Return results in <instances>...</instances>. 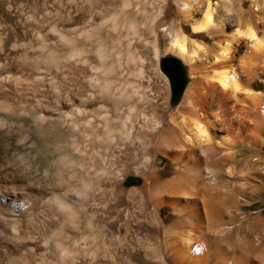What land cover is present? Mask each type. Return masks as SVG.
<instances>
[{
	"label": "bare ground",
	"instance_id": "bare-ground-1",
	"mask_svg": "<svg viewBox=\"0 0 264 264\" xmlns=\"http://www.w3.org/2000/svg\"><path fill=\"white\" fill-rule=\"evenodd\" d=\"M54 1L47 0V3L50 5L49 8L53 9L52 11L58 7ZM107 1H104V3L98 0H89L90 9L87 13L78 9L75 10L73 19L70 21L72 30L77 31L79 25L92 28L95 34H98V31L102 29H106L115 35V41L117 42L119 40H126L130 36L136 37L138 35V24L134 21L123 22L121 20L119 22L116 16L105 20L101 18L102 14L110 8L115 7L119 0H116V2ZM207 2V9L201 13L200 6L203 0H177L181 16L192 30L191 35L185 31L183 26L178 32H175L171 28L159 24L157 25V29L150 28L153 33V41L150 47L146 44H140L137 48L131 47V50L125 52V63L132 65L131 68L128 67V70L126 68V71L129 78H131L130 82L127 81L129 82L127 84L133 90V93L130 94L132 96H128L127 94L128 99L126 96L124 98L127 100L133 98L135 94L134 88L137 87L132 82L134 78L145 79L147 85L141 88L140 100L143 104H147L153 109V115L150 120L143 121L138 126L141 141H143L141 142L140 150H136L131 144L122 145L123 150L130 152V154L128 153L132 157H130L132 159L130 163L127 160L129 158L127 154V161L121 168L118 165L115 166V164L112 165L115 166L114 168L110 166L111 164H106L107 161L103 158L101 159V156L97 152L94 151L91 154V157L99 159L102 164L101 168L105 171V174L109 171L112 172V178L109 180V183L113 188H108L107 194L102 198V201L100 200L101 196H99L101 188L84 186L81 188L82 190L79 189L82 196L83 194L86 195V191L87 195L90 196L91 194V203H88L89 205H87L86 209L90 213V221L87 225L90 227L91 232L93 231V236L89 242L88 260L85 264H208L209 260L211 264H264L263 231L260 230L261 234H258L255 239L256 241L246 240V246H249V249L245 248V250H242L243 246L238 244L232 250L230 246H227L223 242V238L229 237L231 231L236 228L235 216L228 214L227 222L221 219L223 211L226 212L224 204L228 199H234L235 195L244 194L245 190L233 186L234 188H226L227 191L225 193L222 192V188L219 186V171L224 160L231 157L230 151L236 143L245 144L249 150L255 149L259 141L261 123L256 93L246 90L244 95L241 96L239 91L242 88V84L236 77L238 73L235 75V72L227 71L225 68L223 70L220 68L222 70L220 72H218L219 70L217 71L220 64L224 66L231 64L237 47L242 43H245L247 46L249 58L264 63V25H254L244 30L236 29L230 34V39L227 41L229 43H226L223 47L217 46V53L212 55L213 58L210 62H207L206 57H208V54L213 53L214 46L209 47L197 38H193L192 35L199 36L206 33L210 38L218 41L220 35L228 33L223 25L215 22L214 10L211 7L210 0ZM131 6L133 5L130 2L122 3L123 9ZM59 7L62 8V5ZM136 9L139 13L138 5H136ZM47 12L50 13L49 10ZM45 15L44 17L47 19L49 14ZM53 16L50 15V19H53ZM161 16L162 12L159 11L150 20L156 23ZM45 21L50 20L47 19ZM240 21L242 22L241 18ZM240 21L238 22L241 23ZM51 22L53 21L51 20ZM52 26L55 28L54 25H50L49 27ZM46 27L48 26L43 27V30ZM55 30L54 32H56ZM39 31L40 37L43 38L41 36L43 32ZM15 32L14 30L12 33ZM29 32L27 31L28 34ZM258 32L262 33L261 36L257 35ZM160 36L165 39V51L178 57L181 62L183 61L189 67L191 76L199 75L207 66L211 69V74L204 81L197 80L186 89L180 104L170 103L168 80L159 74V57L161 55L159 48ZM32 37L33 39L35 38L34 36ZM47 37L49 36L47 35ZM3 38L4 36L0 33V82L2 84H9L13 78L19 79V77L22 78L24 76L30 77V80L32 78L37 82L44 81L45 77L42 71L38 70L39 68L36 69L31 66L30 58H17L19 53L25 52L24 47L17 46L15 43H11V41L3 43ZM5 38L4 40H6ZM52 39L50 40L52 41ZM37 40L39 43L40 39ZM21 43L23 45L24 42ZM45 47L47 46L45 45ZM33 48L42 49V46L39 44L38 46H33ZM108 51L107 46L98 40L95 51L97 62L95 63L97 65L90 66L94 74L92 72L90 76L86 77L85 81H82L85 87L84 90H86V100H82L85 106L87 105L91 108V111L109 106L111 108L109 109L111 111V118L108 119L112 120L113 118L124 125L123 129L121 128L120 130L123 131L118 132L119 137L128 139V142L130 140L133 141L136 140V137L135 133L132 132L134 128L131 121L132 109L129 108L132 106L128 107L129 110H126V115H121L120 107L118 108V106L121 104L120 101L122 102L125 99H121V96L120 99L116 98L118 94L115 96L116 93H111L110 90L113 86L104 77H108L109 73L116 70L113 66L104 67L105 62L110 58V52ZM34 52L37 54V51ZM25 53L32 54L28 51ZM45 53H47V50ZM70 56L76 59H74V65L77 71H80L88 63L84 59V54L77 50L71 52ZM44 59L41 61H45ZM49 62L53 64L51 60ZM109 62L111 63V61ZM119 64L122 65L121 62ZM114 67L116 66L114 65ZM258 70V68L249 70V78L254 77ZM56 74L58 75L57 79L62 80L65 84L68 82L65 70L58 71ZM60 84L57 86L58 89L60 88L59 90L62 89ZM75 84L78 85L77 82ZM154 84L161 91L157 93L152 92ZM46 85L52 89L51 84L47 83ZM78 90L80 89L78 88ZM204 90L205 92H203ZM56 97L58 98V95ZM61 99L62 97L59 100ZM42 100L44 101V99ZM230 101H234L236 104L229 107ZM245 103L250 104L251 108L245 109L240 105ZM170 104L177 111L176 114L171 116L172 123L163 125L159 109H167ZM48 110V112L42 110L34 113V119L37 122L46 121L52 116L48 117L47 113L49 114L50 109ZM5 112L1 114H5ZM24 112L21 115H24ZM52 112L55 113L54 111ZM108 122L105 121L104 123ZM129 122H131L130 127L127 125ZM125 125L128 127H125ZM105 128H107V124H105ZM114 134H110V132L99 134V138L102 136V139H100L102 141L101 144L106 143L105 145L108 146L110 138L114 141ZM0 135L5 134L0 131ZM120 144V142L117 143L118 147ZM165 161L167 162L165 163ZM56 165L59 164L56 163ZM169 172H173V178L163 181L162 179L171 174ZM128 178L134 180L132 186L125 185ZM42 189L28 188L26 186L22 190L18 189L20 191H12L7 187L1 190V195L4 194V197H2L4 199L0 202V264H6L9 255L13 252L11 240L13 236L17 235L18 231L11 224L16 220L28 218L34 212V216L36 215V208L30 206L29 209V207H25L24 199L33 195L40 196ZM67 197L69 198L68 195ZM72 204L75 209L76 207L81 209L86 206L83 199H78V201L75 199ZM61 207L63 211L60 212H63V219L66 220L65 224H71L75 228H79L81 223L78 219V213L69 209L66 205L61 204ZM169 210L173 211V214L177 216L175 221H172V213L168 214ZM35 218L33 217L32 219ZM255 220L257 223H260L257 227H264V219L258 218ZM260 220L262 222H259ZM39 244L37 242L34 246L21 245L19 248L25 254L30 253V258H35L43 255V248ZM75 247L82 248L80 243ZM53 257L55 264H84L83 260H79L78 263L75 262L72 252L59 245L54 251ZM54 261H52L53 264Z\"/></svg>",
	"mask_w": 264,
	"mask_h": 264
},
{
	"label": "rangeland",
	"instance_id": "rangeland-1",
	"mask_svg": "<svg viewBox=\"0 0 264 264\" xmlns=\"http://www.w3.org/2000/svg\"><path fill=\"white\" fill-rule=\"evenodd\" d=\"M98 1L104 2L107 0ZM207 1L208 0H203V3H201V13L207 9ZM54 2L58 6L54 9L56 12L52 11V8H49L50 5L47 3V0H0V33L4 38L6 37V40L3 38V43L11 41V43H15L17 46H23L25 52L28 51L30 54L32 53L29 55V53L23 51L24 53H19L17 58H30L29 61L31 66L36 69L39 68L38 70L42 71V74L45 77V80L40 82L34 81L32 78L30 80V77L26 76L22 78L19 77V79L13 78L15 80L12 79L9 84H2V82H0V131L5 134L0 135V169L2 168L0 170V195L2 193L1 190L6 187L12 191H20L23 188H26V186H28V188H43L40 196L33 195L25 198L26 200L24 199V206L27 208L29 207V209L30 206L32 208L35 207V216L39 219L35 218L34 212L28 218L16 220L13 222L14 224H11L18 233L12 237L11 244L13 245V252L11 255L8 254L9 259L6 261V264H53V254L58 245L63 246L72 252L73 260L75 262L78 263L79 260H83L84 264L86 263L89 254V242L93 236V231L91 232L90 227L87 225L90 221V213L88 209H86L87 205L91 203V194L90 196L87 195L86 191L85 193L87 196L84 194L82 196L79 189L82 190L81 188L84 186L101 188L99 196H101L100 200L102 201V198L107 194L106 191L108 188H113L109 183V180L112 178V172L109 171L107 172L108 175L105 174V171L101 168L102 164L99 159L91 157V154L94 151L97 152V154L101 156V159L103 158L107 161L106 164H111L110 166L115 164V166L118 165L121 168L127 160L130 163V161H132V157L129 155L130 152L123 150L122 145L131 144L136 150H140L141 142L143 141H141L142 139L138 126L141 125L143 121L150 120L153 115V109L149 105L143 104L140 100L141 88L147 85L145 79H133L132 82H134L137 87L134 88L135 94L133 98L127 100V94L129 96L133 93V90L129 88L127 84L130 82L129 80H131V78L127 75L126 68L128 70V67L131 68L132 65L125 63V52L131 50V47L137 48L140 44H146L150 47L153 41V33L150 28L157 29V25L159 24H163L175 32H178L183 26L188 34H192L190 26L184 22L183 17L180 14L177 0L117 1L116 6L103 13L101 18L105 20L109 17L116 16L119 22L121 20H123V22L134 21L138 24V35H136V37L130 36V38L119 40L118 42L115 41V35L106 29H102L98 31V34H95V31L92 28H88L85 25H79L77 31L72 30L70 21L73 19L75 14L74 11L78 9L85 13L89 12V0H55ZM107 2H116V0H108ZM123 2H130L135 7L131 6L123 9ZM210 4L214 10L213 15L215 22L223 25L228 33L226 32L227 34L220 35L218 41L210 38L206 33L199 36L192 35L193 38H197L209 47L214 46L213 53L208 54V57H206L207 62L212 60V55L217 53L218 47H223L226 43H229L227 41L230 39V34L236 29L244 30L248 27H253L254 25H264V0H210ZM61 5L62 8L59 7ZM136 5L139 6V13L137 12ZM46 9H48L50 13L52 12V14L47 12L48 10ZM159 11L162 12V16L156 21V23H153L150 19ZM45 14H49L47 19L50 21H45L47 20L45 19L46 17H44L46 16ZM50 15H54V20L50 19ZM59 18L60 20H58ZM240 18L242 19V22L240 21ZM51 20L53 22H51ZM50 25H54L55 28H53V26L49 27ZM45 26L48 27L43 30ZM50 28H52V30H50ZM53 29H56V32H54ZM14 30L16 32L12 33ZM39 30L43 32H41V36H43V38L45 36L44 39L40 37ZM27 31H30L29 34ZM31 33L34 34L31 35ZM46 34L50 38L47 37ZM261 34L262 33L259 32L257 33V35L260 36ZM32 36L35 38L33 39ZM37 39H40L39 43ZM50 39H52V41ZM159 39V48L161 52L159 57V74L166 77L168 80L170 91L169 99L171 103L173 102L171 84L169 78L161 69V60L166 57L176 56L170 52H166L165 39L161 36ZM98 40L103 42L105 46H107V49H109L108 52H110V58L107 59L104 67L113 66V68L116 69H114L115 71L112 73H109L108 77L104 76L102 73L101 75L106 77V81L113 86L110 90L111 93H116L115 96L118 94L116 98L120 99L121 96V99H125L122 102L120 101L121 104L118 106V108L120 107L121 115H126V110L128 111V107L132 106L129 108L132 109L131 121L134 126L132 132L135 133L136 140H130L128 142V139L119 137L118 132L123 131L120 130L121 128L123 129L124 125H122V122H117L113 118L112 120L108 119L111 118V111H109L111 108L109 106H107V108L105 107L96 111H91V108L87 105L85 106L83 103V100H86V90H84L85 87L83 86L82 81H85L86 77L92 74L93 71H91L90 66H95L97 63L95 51ZM17 41L20 42L18 43ZM43 41H45L44 43L46 44H44ZM21 42H24L23 45ZM39 44H41L42 49L33 48V46L35 47ZM45 45L49 48L45 47ZM44 47L46 48L47 53H45L46 50ZM55 47H57V49H55ZM75 50L82 52L84 54V59L88 61L80 71H77L75 68L74 62L76 59L70 56V53ZM34 51H37V54ZM247 51V46L245 43H242L237 47L231 64H227V66L220 64L217 68V71L219 70L218 72L225 68L227 71L230 70L235 72V75L238 73L236 77L242 84L241 92L239 91L241 96L244 95L246 90H251L256 93L261 123V132L259 133L258 138L259 141L255 149L249 150L245 144L236 143L230 151L232 158H226L219 171V186L222 188V192L225 193L227 191L226 188L234 187L245 190L244 194L238 196L235 195L234 199H228L225 202L224 205L226 207V212L223 211L225 214L222 213L223 216H221V219L224 222L228 221V214L236 217V228L231 231L229 237L223 238V242L227 246H230L232 250H234L235 245L238 246V244L243 246L241 248L242 250H245V248L249 249V246H246V240L256 241L255 239L258 234H261L260 230L263 231L264 234V227H257L260 223H257L255 220L258 218L264 219V63L249 58ZM39 59L41 63L39 62ZM43 59L45 61H41ZM50 60L53 64L49 62ZM109 61H111V63ZM120 62L122 65L119 64ZM183 64L189 79L184 93L192 83L194 84L197 80L204 81L211 74V69L207 66V68L203 70L204 72H201L202 74L200 73L199 75L191 76L189 67L185 63ZM114 65L116 67H114ZM256 68L259 69L258 72L250 79L249 70H254ZM61 70H65V73L67 74L68 82H66V84L65 82H62V80L57 79L58 75L56 73ZM75 76L77 77L75 78ZM54 81L58 83H55ZM75 81L78 85L75 84ZM36 82L39 85L35 84ZM45 83L51 84L52 89L48 88ZM59 84L62 87L61 90L57 87ZM78 88L80 90H78ZM41 91L43 92L42 94ZM159 91H161L159 87L154 84L152 92L157 93ZM203 92H205V90ZM184 93L176 103L180 104L184 97ZM42 95L47 96L43 97ZM54 95H58V98ZM125 96L127 99L124 98ZM61 97L62 99L59 100ZM42 99H44V101ZM230 103L229 107L236 104L234 101H230ZM240 105L245 109L251 108V105L248 103ZM48 109H50L51 112V114L50 112L49 114L47 113L48 117L50 115L52 116L46 121L37 122L34 119V113L42 110L48 112ZM3 111H6L5 114H1L4 113ZM176 111V108L171 104L167 109H159L163 125L172 123L171 116L176 114ZM23 112L24 115H27L24 116L22 114V116L21 113ZM103 116L106 117L104 118ZM105 121L109 122L104 123ZM105 124H107V128H105ZM127 125L130 127L131 122ZM128 126L125 125V127ZM102 132L104 134L106 132H110V134L116 133L113 135L114 141L109 137L108 146L105 145L106 143L103 145L101 144L102 141H100V139H102V136L100 138L99 136ZM117 135L118 137H116ZM118 141L121 143L119 147L117 145V143H119ZM76 146L77 148H75ZM127 154L129 155V158L126 157ZM137 158L139 159V157ZM139 162H141V160H139ZM166 162L167 161H165V163ZM56 163L59 165H56ZM115 166L112 167L115 168ZM230 172L232 173L229 174ZM169 173L171 174L162 179L163 181L173 178V172ZM133 182V179L131 180V178H128L125 185L132 186ZM2 197H4V194L0 196V202L4 199ZM75 199L77 201L78 199H83L86 206L81 209L76 207L75 209L72 204ZM60 202L62 205H66L69 209L78 213L81 227L79 226V228H75L71 224H65L66 220L63 219V212H60L63 211ZM171 213L172 221H175L177 216L173 214V211L169 210L168 214ZM33 217L35 219H32ZM259 222L262 221L260 220ZM37 242L40 243L39 245L43 248V255L38 257L30 258V253L25 254L19 248L21 245L34 246ZM79 243L82 247L81 249L75 247ZM208 264H211L210 260Z\"/></svg>",
	"mask_w": 264,
	"mask_h": 264
},
{
	"label": "water",
	"instance_id": "water-1",
	"mask_svg": "<svg viewBox=\"0 0 264 264\" xmlns=\"http://www.w3.org/2000/svg\"><path fill=\"white\" fill-rule=\"evenodd\" d=\"M161 69L170 80L172 101L176 103L182 97L188 84L187 71L182 62L173 56L161 60Z\"/></svg>",
	"mask_w": 264,
	"mask_h": 264
}]
</instances>
